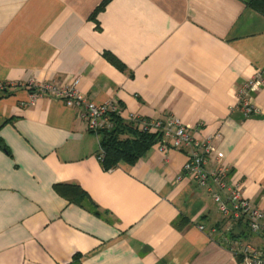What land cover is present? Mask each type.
<instances>
[{
  "label": "crops",
  "instance_id": "0c3cea01",
  "mask_svg": "<svg viewBox=\"0 0 264 264\" xmlns=\"http://www.w3.org/2000/svg\"><path fill=\"white\" fill-rule=\"evenodd\" d=\"M104 1L0 0V264H241L234 249L264 252L183 175L188 149L156 142L106 171L79 110L29 86L78 81L126 122L173 116L212 136L208 169L228 166L264 211V84L256 114L237 110L238 87L264 78V16L252 0H108L95 13ZM57 186L82 189L81 205Z\"/></svg>",
  "mask_w": 264,
  "mask_h": 264
},
{
  "label": "built area",
  "instance_id": "2783aa9c",
  "mask_svg": "<svg viewBox=\"0 0 264 264\" xmlns=\"http://www.w3.org/2000/svg\"><path fill=\"white\" fill-rule=\"evenodd\" d=\"M77 84L78 81H75L72 86H58L55 83L30 84L29 86L35 91L34 97H53L69 108L78 109L79 116L86 122L88 130L98 136L99 132L112 127L110 116L112 114L120 116L122 110L113 102L100 105L89 102L85 95L76 89ZM263 84V75L258 73L238 87L237 110L244 116L257 113L251 104V99ZM6 88V85L0 84L1 92H4ZM129 121L136 122L141 131L159 134L158 145L162 153L168 150L188 149L183 175L211 195L223 218L236 223L245 221L249 230L264 242V211L253 207L243 197L240 184L229 183L228 166L218 163L213 170L208 169L209 159L214 152L212 136L196 138L189 128L173 116L164 120L132 116ZM233 251L241 258V264H264V252L260 248L244 245Z\"/></svg>",
  "mask_w": 264,
  "mask_h": 264
},
{
  "label": "trees",
  "instance_id": "16d2710c",
  "mask_svg": "<svg viewBox=\"0 0 264 264\" xmlns=\"http://www.w3.org/2000/svg\"><path fill=\"white\" fill-rule=\"evenodd\" d=\"M108 0L96 9L95 13L104 9ZM248 6L257 13L264 16V0H252ZM119 69L123 70V64L111 54H106ZM112 127L99 132L100 152L99 158L103 168L108 171L116 168L121 162L134 165L143 158L151 147L159 141L160 135L141 131L136 122H126L119 115L110 116ZM57 190L66 198L76 204L81 205L85 193L76 186H57ZM94 208L92 207L91 210ZM97 214V212H96ZM79 257L74 256V264Z\"/></svg>",
  "mask_w": 264,
  "mask_h": 264
}]
</instances>
